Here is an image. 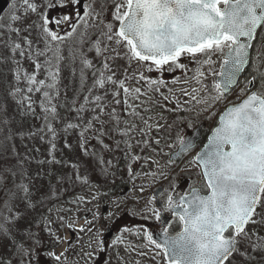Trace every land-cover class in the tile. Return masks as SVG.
Instances as JSON below:
<instances>
[{
  "label": "snow or ice",
  "instance_id": "6c2138e0",
  "mask_svg": "<svg viewBox=\"0 0 264 264\" xmlns=\"http://www.w3.org/2000/svg\"><path fill=\"white\" fill-rule=\"evenodd\" d=\"M64 2L77 5L81 0ZM83 7V16H89L91 13L88 9L91 4ZM112 9L111 18L115 26L112 22L105 24L107 31L103 33L108 44L102 47L101 41L97 40L94 45L96 56L104 58L103 68L95 69L93 61L86 58L83 52L79 53L82 65L81 87L83 88L85 83V70L93 69V83L88 91L91 93L92 89L102 90L105 95H95L91 101L85 96V102L93 104L94 107L90 111L85 105L73 109L77 122H71L70 118L63 128L65 133L79 129L77 146L85 155L89 154L86 148V134L95 131L97 123L104 128L101 115L105 112V105L101 101L109 94V87L112 89L111 96L115 104H121L120 97L121 92L123 93V104L131 109L129 114L134 117L140 116V113L129 100H139L149 93H160L163 96L161 88L166 86L164 80L152 79L144 72L128 75V67L133 61L146 68L147 72L163 73L174 68H184L179 62L181 57L194 59L203 66L213 64L212 56L219 54L222 57L220 71L218 74L214 73L216 80L210 89L205 86V90L214 93L211 96L213 101H220L238 84L240 73L249 64V50L254 46L253 41L256 40L258 31L264 30V0H113ZM36 11L37 5L30 0H20V6L13 0L7 16H0V21H3L0 23V29L7 26L10 31L19 34L20 29L12 25L23 22L27 13ZM68 19V16H64L57 23ZM42 20L39 27L44 33L45 49L35 55L40 57L45 56L47 52H53L56 64L55 71L48 70L47 79L50 82L37 78L42 69L38 61H33L35 71L30 73L20 66L18 60H14L17 65L14 80L17 85L23 81L27 93H42L40 108L44 113L45 123L39 131L44 132L46 129L51 137L49 155L52 158L48 163L59 164L60 161L54 155L57 129L53 127L52 122L59 119L60 114L52 103V91L57 90L59 95V61L62 56L58 46L53 51L49 45L51 41H62L65 37L50 30L48 16H43ZM72 31H76L75 25ZM71 35V32L68 33V36ZM261 41L257 49L258 57H264V36ZM27 43V53L19 43L12 46V51L30 60L33 55L32 41ZM111 44L116 45L111 48V52L115 54L113 59L120 57V50L123 49V59L127 60L128 67L121 70L120 66L107 62L105 53L109 51ZM75 58L76 53H73V59ZM45 63L52 62L45 60ZM257 71L259 72L258 68ZM118 73L123 78H120ZM203 76L204 73L197 69V83L201 82L200 78ZM259 78L261 89L250 91L241 102L229 106L221 115L218 126L212 130V135L208 137V143L193 157L192 163L202 170V188L191 187L187 193L179 195L178 199L169 196L164 211H171L173 216L178 218L180 231L170 234L168 228L164 227L159 233V239L151 232H144V238L160 250L166 264H264V72H259ZM130 80H134L136 84L144 82L145 90L142 91L139 86H129ZM255 80L254 76L248 83L253 84ZM18 94L20 99L16 101L17 107L35 115V101L30 95L24 94V89L16 86L8 93L13 100H16ZM163 99L167 100L168 97L163 96ZM193 99L196 97L193 96ZM75 102L73 100V103ZM200 102L197 100V103ZM21 114L23 115V112ZM108 115L116 121L117 130L123 137H128L136 128V125L132 124L129 128L119 130V118L115 115V109ZM0 117L5 124L11 122L6 106L0 108ZM140 118L143 120L142 116ZM143 123L149 130L152 128L147 120H143ZM140 132L146 134L143 128ZM19 134L23 136L22 132ZM105 134L106 132H100L101 136ZM30 135L35 137L36 133L30 132ZM10 138V135L6 137ZM40 139H43V136ZM179 142L181 152H186L194 146L191 141L180 139ZM100 143L104 148H108L102 140ZM125 143L129 149L132 147L127 141ZM147 143L145 141V144ZM155 143L159 144L160 140L157 139ZM64 146L72 147L68 143ZM132 159L137 160L139 157L134 156ZM39 163L43 165L45 161ZM72 167L77 168V165ZM4 172L10 177L17 175L11 168L4 169ZM19 175L23 177L25 172L21 171ZM5 179V176L0 174V188L7 189ZM78 179L88 183L86 176H78ZM36 193L34 196L32 188L24 183L15 184V190H7V199L3 200L0 207V248L11 250V257L0 254V264H40L42 249L48 257L57 262L65 256L64 252L57 254L55 251H47L39 232L47 230L52 246L68 238L56 236L53 230L47 227L52 221L43 216V213L40 214L42 219L39 222L29 215L35 212L53 191L51 188L46 192L36 189ZM111 215L110 213L109 216ZM155 218L160 220L159 211L155 212ZM64 219L63 216L59 217V227L72 229L73 223L68 222L65 225ZM34 227L38 231H33ZM84 230L80 229L82 232ZM88 231H91V228ZM103 231L97 230L90 241V245L94 243L96 250L101 253L107 247ZM120 240L121 237L117 236L113 244Z\"/></svg>",
  "mask_w": 264,
  "mask_h": 264
},
{
  "label": "rangeland",
  "instance_id": "374dc122",
  "mask_svg": "<svg viewBox=\"0 0 264 264\" xmlns=\"http://www.w3.org/2000/svg\"><path fill=\"white\" fill-rule=\"evenodd\" d=\"M15 2L17 6H20V0H15ZM30 2L37 5V11L27 13V18L23 22H16L12 25L20 29L19 34L10 31L7 26L0 29V75H2L0 76V101H6L13 85L24 89V94L30 95L35 101L33 104L35 115L17 107L16 101L20 99L19 94L16 100L11 99L15 113L11 109V103L4 102L11 122L5 124L3 118L0 117V174L5 176L7 184V189L0 188V207H2L3 200L7 199V190H15V184L29 185L34 196L37 195L36 189L42 192L48 191L49 188L52 189L53 194L44 199L43 204L29 215L34 216L39 222L42 219L40 214L43 213V216L52 221L47 227H50L56 236L68 238L52 246L47 230L39 232L47 251H55L57 254L65 253L60 262L52 258L53 264H65V262L66 264H94L101 252L96 250L94 243L90 245V241L97 230H104L111 223L118 224L121 240L110 244L104 257L99 260L102 261L100 264H166L160 250L150 245L144 238V232L148 231L144 223L157 225L153 191L157 186L163 185L168 193L175 194L178 191H189L191 187L202 188L203 185L201 171L198 165L192 163L196 149L188 152L175 164L169 163V155L180 144V139H184L188 131L200 123H205V128L210 129L226 105L235 103L244 97L251 77H256L258 90L261 89L259 72H264V57H258L255 54L250 69L251 77L246 76L242 79L225 99L213 101L211 96L214 93L205 90V86L210 89L216 80L214 73L218 74L220 71L222 57L219 54L212 56L214 63L211 65L201 66L194 60L188 64L182 63L184 68H174L163 73L147 72L146 68L138 66L135 61L128 67L127 60L123 59V49L120 50V57L113 59L115 54L111 52V48L116 45L111 44L109 51L105 53L110 65L120 66L121 70L128 67L129 76L144 72L152 79L164 80L166 86L161 88V92L168 99L164 100L160 93H149L148 96H142L139 100H129V103L136 106L143 120H147L152 125L149 130L140 116L134 117L129 114L131 109L123 104L122 92L121 104H115L111 96L112 89L109 87V94L101 101L105 105V112L101 115L104 128L97 123L96 130L86 134L88 136L86 148L89 154L85 155L84 151L77 146L79 129L65 133L63 128L64 123L70 118L71 122H77L73 109L85 105L90 111L94 107L93 104L85 102V96L91 101L95 95H105L102 90L92 89L91 93L88 91L93 83V69L85 70V83L83 88L81 87L82 65L79 53L83 52L86 58L92 60L95 69L103 68L104 58L96 56L94 45L97 40L101 41L102 47L108 44L103 33L107 31L105 24L112 22L115 26L111 18L113 0H89L85 5L91 4V8L88 9L91 14L82 18L76 17V31H72L71 36H68L69 24L65 27L63 22L57 23L62 19L64 0H30ZM56 7L57 10L54 9ZM43 16L49 17L50 30L54 29L58 35L65 37L62 41L50 42L49 46L53 51L57 48L54 44L70 40L69 48L65 52L68 62L59 61V95H57V90L52 91V103L60 114V118L52 122L53 127L57 129L54 155L60 161L59 164L48 163L52 158L49 155L51 137L46 129L44 132L39 131L45 123L44 113L40 108L42 93H27L24 82L17 85L14 80V70L17 66L14 60H18L20 66L30 73L35 71L33 61L41 63L42 69L37 78L45 79L46 82H50L47 79L48 70L55 71L56 61L53 58V52H47L45 56L40 57L35 55L36 52L45 49L44 33L39 27L43 22ZM27 41H32L33 55L30 60L12 51V46L19 43L27 53L29 51ZM73 53H76L75 60ZM45 60L52 63L46 64ZM197 69L204 73V76L200 78V83H197L196 79ZM120 78L123 76L120 75ZM128 85L139 86L142 91L146 88L144 82L136 84L134 80H130ZM193 89L196 91L194 92ZM193 96L196 99H193ZM73 100L76 102L73 103ZM197 100L201 102L197 103ZM26 106L27 102H25V108ZM1 107L3 103L0 104ZM113 109L119 118V130L129 128L132 124L136 125L128 137L120 134L116 121L108 115ZM142 128L146 134L140 132ZM102 131L106 132L103 136L100 135ZM20 132L23 136L19 134ZM30 132L36 133V136H31ZM9 135L11 138L6 139ZM41 136L43 139H40ZM157 139L160 140L159 144L155 143ZM101 140L103 144L108 145V148L103 147ZM125 141L132 145L130 149ZM145 141L148 143L145 144ZM65 143L71 144L72 147H65ZM134 156L139 159H132ZM27 158H29L28 161ZM39 161H45V163L41 165ZM74 164L77 168L72 167ZM6 168H11L17 175L10 177L4 172ZM21 171H25L23 177L19 175ZM78 176H86L88 183H83ZM110 213L111 216H109ZM61 216L65 218L63 221L65 225L68 222L73 223L72 229L66 226L59 227ZM81 228L85 230L82 232ZM89 228L91 231H88ZM125 229L129 231H124ZM33 231H38V229L34 227ZM0 254L11 257V250L0 248ZM40 259H45V264H51L49 260L51 258L47 256L44 249L40 252Z\"/></svg>",
  "mask_w": 264,
  "mask_h": 264
},
{
  "label": "flooded vegetation",
  "instance_id": "af4514ba",
  "mask_svg": "<svg viewBox=\"0 0 264 264\" xmlns=\"http://www.w3.org/2000/svg\"><path fill=\"white\" fill-rule=\"evenodd\" d=\"M63 15L69 17V19L67 21H64L65 24L66 23L70 24V22H76V5H71V4L66 3L65 11L63 12ZM190 61H191V58H189V57H181V59H180V62L183 64H187ZM203 124L205 127V123H203ZM202 133H203V136H205L207 133V131L203 127H202ZM182 194H184V192L179 193V195H182ZM179 195H176V194L174 195L173 193H168L167 190L164 188V193L160 197V202H161L160 206L157 207L155 205V202H154L155 212L159 211V214L161 217L160 220L156 219L157 225L156 224L149 225L146 222L144 223V225H146L147 230L149 232H151L153 234H158L162 231V229L164 227H167L170 234H175L180 229V224H179L178 218L173 216L171 211H164V208L168 204L169 196H172L174 199H178ZM154 201H155V199H154ZM161 215L166 216L167 218H171V219L168 220L167 218L162 217ZM176 224L179 227V228H177V230L175 228ZM49 260H50L51 264H53L54 260L53 259H49ZM45 263H46L45 259H40V264H45ZM95 264H97V263H95Z\"/></svg>",
  "mask_w": 264,
  "mask_h": 264
},
{
  "label": "water",
  "instance_id": "95a60500",
  "mask_svg": "<svg viewBox=\"0 0 264 264\" xmlns=\"http://www.w3.org/2000/svg\"><path fill=\"white\" fill-rule=\"evenodd\" d=\"M13 0H0V16L6 11V9L8 8V6L11 4V2H12ZM249 53H250V50H249ZM247 66V65H246ZM245 66V67H246ZM242 73V72H241ZM240 73V74H241ZM240 76V75H239ZM212 135V134H211ZM210 135V136H211ZM200 138H201V136H200V134H199V132L198 131H196L192 136H190V137H188L187 139H186V141H191L192 143H193V145L195 146L196 145V143H197V141L198 140H200ZM208 143V142H207ZM206 143V144H207ZM205 144V145H206ZM193 146V147H194ZM192 147V148H193ZM204 148V147H203ZM202 148V149H203ZM201 149V150H202ZM201 150H200V152H201ZM185 152H181V146L178 148V150L176 151V152H174L173 154H172V158H171V160L172 161H176V160H178L183 154H184ZM160 192V190H158L157 192H156V194H158ZM107 238H109L110 240H113L114 238H115V235L114 234H112V232L111 231H108L107 232V236H106Z\"/></svg>",
  "mask_w": 264,
  "mask_h": 264
}]
</instances>
